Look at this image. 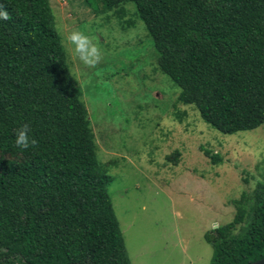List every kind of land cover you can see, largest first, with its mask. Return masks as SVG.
Wrapping results in <instances>:
<instances>
[{
	"label": "trees",
	"instance_id": "1",
	"mask_svg": "<svg viewBox=\"0 0 264 264\" xmlns=\"http://www.w3.org/2000/svg\"><path fill=\"white\" fill-rule=\"evenodd\" d=\"M84 2L124 26L143 22L175 102L225 134L264 127V0ZM0 4L10 14L0 21V264H131L108 192L116 160L98 158L49 0ZM23 124L37 141L26 150L14 142ZM231 203L232 219L204 234L209 264L264 256V178Z\"/></svg>",
	"mask_w": 264,
	"mask_h": 264
},
{
	"label": "rangeland",
	"instance_id": "2",
	"mask_svg": "<svg viewBox=\"0 0 264 264\" xmlns=\"http://www.w3.org/2000/svg\"><path fill=\"white\" fill-rule=\"evenodd\" d=\"M49 2L98 158L116 160L108 192L131 264H209L212 247L204 234L210 224L230 221L231 200L264 178L263 125L225 134L192 105L175 102L179 87L156 68L141 20L127 27L84 0ZM126 7L132 12V3ZM72 30L101 49L96 66L72 55L64 38ZM177 111L185 114L179 118ZM203 147L221 161L212 163Z\"/></svg>",
	"mask_w": 264,
	"mask_h": 264
},
{
	"label": "clouds",
	"instance_id": "3",
	"mask_svg": "<svg viewBox=\"0 0 264 264\" xmlns=\"http://www.w3.org/2000/svg\"><path fill=\"white\" fill-rule=\"evenodd\" d=\"M10 18L7 8L0 4V21H6ZM65 40L71 47V53L83 65L94 67L101 59V49L98 45L86 35L83 31L72 30L65 35ZM15 145L17 148L26 150L35 146L37 141L31 136V129L27 124L21 125L15 131ZM255 185L253 184V187ZM219 225L215 222L210 224V228L215 229Z\"/></svg>",
	"mask_w": 264,
	"mask_h": 264
},
{
	"label": "water",
	"instance_id": "4",
	"mask_svg": "<svg viewBox=\"0 0 264 264\" xmlns=\"http://www.w3.org/2000/svg\"><path fill=\"white\" fill-rule=\"evenodd\" d=\"M246 264H264V256L259 258V259H256V260H253L251 262H248Z\"/></svg>",
	"mask_w": 264,
	"mask_h": 264
}]
</instances>
